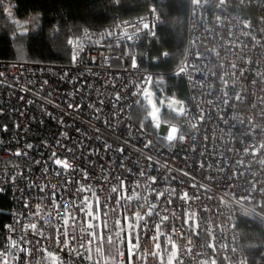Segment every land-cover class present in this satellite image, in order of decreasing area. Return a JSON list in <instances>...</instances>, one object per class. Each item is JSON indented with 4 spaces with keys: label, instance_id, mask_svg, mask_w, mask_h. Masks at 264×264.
Listing matches in <instances>:
<instances>
[{
    "label": "built area",
    "instance_id": "obj_1",
    "mask_svg": "<svg viewBox=\"0 0 264 264\" xmlns=\"http://www.w3.org/2000/svg\"><path fill=\"white\" fill-rule=\"evenodd\" d=\"M156 20L70 37L68 63L0 59V264H247L234 205L264 202V0H190L186 100L139 64ZM147 91L153 130L132 116Z\"/></svg>",
    "mask_w": 264,
    "mask_h": 264
},
{
    "label": "trees",
    "instance_id": "obj_2",
    "mask_svg": "<svg viewBox=\"0 0 264 264\" xmlns=\"http://www.w3.org/2000/svg\"><path fill=\"white\" fill-rule=\"evenodd\" d=\"M189 5L190 0H3L0 59L68 63L72 54L70 37L106 35L120 21L145 15L154 7L156 32L152 37L140 36L137 48L144 52V57L139 58V64L153 72L152 87L186 100V82L176 73V68L186 48ZM33 15L38 21L36 29L21 30ZM20 33L25 34L20 36ZM165 111L164 119L177 118ZM148 112L147 102L141 100L132 116L153 130ZM11 205L10 195L0 193V248L4 245L3 230L10 221ZM234 209L247 264H264V202L246 200L242 205L235 204ZM57 264L64 261L58 260Z\"/></svg>",
    "mask_w": 264,
    "mask_h": 264
},
{
    "label": "rangeland",
    "instance_id": "obj_3",
    "mask_svg": "<svg viewBox=\"0 0 264 264\" xmlns=\"http://www.w3.org/2000/svg\"><path fill=\"white\" fill-rule=\"evenodd\" d=\"M37 24H38L37 17H36V15H33L32 18L28 21V23L21 27V30H24V31L35 30L36 27H37ZM167 111H168L169 116H172V114H173L172 111L169 110V109H167ZM167 111H165V112H167ZM149 112H150V107H149ZM165 116H167V114H164V113H163V115L161 114V120H163L164 122H167L168 120H176V119L179 118L178 115H174V116L177 117L176 119H164ZM150 126L152 127V122L151 121H150ZM177 132H178L177 131V127L176 126H171L170 129H169V132H168V138L169 139H175L176 136H177ZM57 262H58V259H56L54 257H51L50 262L49 263H45V264H57ZM64 264H67V263H64Z\"/></svg>",
    "mask_w": 264,
    "mask_h": 264
},
{
    "label": "water",
    "instance_id": "obj_4",
    "mask_svg": "<svg viewBox=\"0 0 264 264\" xmlns=\"http://www.w3.org/2000/svg\"><path fill=\"white\" fill-rule=\"evenodd\" d=\"M144 97L146 99H149L148 101V105L149 107H151V112H150V116L151 117H155L157 115V107L156 105L154 104V102L149 98L150 97V92L147 91L145 94H144ZM171 106L173 107H179V102H173L170 104Z\"/></svg>",
    "mask_w": 264,
    "mask_h": 264
},
{
    "label": "snow or ice",
    "instance_id": "obj_5",
    "mask_svg": "<svg viewBox=\"0 0 264 264\" xmlns=\"http://www.w3.org/2000/svg\"><path fill=\"white\" fill-rule=\"evenodd\" d=\"M3 3V0H0V4H2ZM9 15H11V13H9ZM25 33H20V36H23ZM69 43H71V41H69ZM73 60H75L76 59V56L75 55H73ZM6 130V129H5ZM29 147H31V145H29ZM16 155H20V153H16ZM59 160L60 159H56L55 160V164L56 165H61L62 167H64V165L62 164V163H59ZM64 161H66V160H64Z\"/></svg>",
    "mask_w": 264,
    "mask_h": 264
}]
</instances>
